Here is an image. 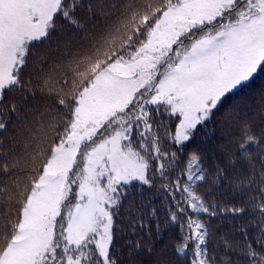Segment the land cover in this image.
<instances>
[{
  "label": "snow or ice",
  "instance_id": "1",
  "mask_svg": "<svg viewBox=\"0 0 264 264\" xmlns=\"http://www.w3.org/2000/svg\"><path fill=\"white\" fill-rule=\"evenodd\" d=\"M258 72L264 0H0V264H264V129L191 147Z\"/></svg>",
  "mask_w": 264,
  "mask_h": 264
},
{
  "label": "trees",
  "instance_id": "2",
  "mask_svg": "<svg viewBox=\"0 0 264 264\" xmlns=\"http://www.w3.org/2000/svg\"><path fill=\"white\" fill-rule=\"evenodd\" d=\"M227 114H231L234 120L248 121L251 123L257 135L261 133V130L264 129V72H258L251 82L232 93L207 127L197 132L191 147H200L205 150L210 145L215 147L214 154L208 152V159L205 161L206 164L211 165L216 163V157L220 156V145L228 141L230 137L238 135V126L231 121L228 123L225 122ZM257 151V149L252 147L253 155ZM145 196L152 197V193H146ZM230 196L231 193L228 192L226 198ZM155 199L153 197V200ZM139 202L140 198H137L136 204H139ZM129 207L130 205L126 203L124 208L121 209V214L117 218L121 224L126 223V215ZM239 223L240 221H225L223 223L216 221L213 227L217 231L227 232L230 236L238 240L240 239V233L235 231V228ZM214 246L213 244L212 247ZM161 247H163V243L158 242L157 254H159ZM119 250L120 246H118ZM123 259H127V253H124ZM139 259L142 261V264H153L156 257L142 255ZM165 260L168 261V264H189L188 260L176 257L170 250L166 254Z\"/></svg>",
  "mask_w": 264,
  "mask_h": 264
}]
</instances>
